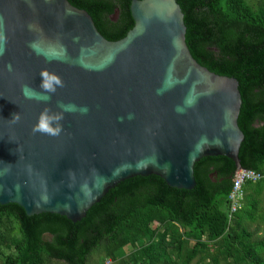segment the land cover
Instances as JSON below:
<instances>
[{"label": "water", "instance_id": "95a60500", "mask_svg": "<svg viewBox=\"0 0 264 264\" xmlns=\"http://www.w3.org/2000/svg\"><path fill=\"white\" fill-rule=\"evenodd\" d=\"M0 30V210L70 264L135 203L185 212L264 153V29L211 0H0ZM45 69L65 86L27 98ZM61 103L88 112L34 134Z\"/></svg>", "mask_w": 264, "mask_h": 264}, {"label": "trees", "instance_id": "16d2710c", "mask_svg": "<svg viewBox=\"0 0 264 264\" xmlns=\"http://www.w3.org/2000/svg\"><path fill=\"white\" fill-rule=\"evenodd\" d=\"M211 1L225 21L264 29V6L253 5L248 0ZM245 168L264 171V153ZM232 177L218 192L185 212L157 202L135 203L85 251L83 264H88L91 253L98 249L112 254V249H121L129 243L135 251L130 260L123 257L120 264H177L171 254L181 255L189 240L193 243L180 264H188L199 253H203L201 258L207 259V264H219L221 256L234 264H264L261 255L264 236L249 242L252 233L242 226L244 220L256 218L259 200L255 194L264 187V180L244 185L246 194L242 206L228 219ZM154 222L158 225L154 226ZM208 242L215 246L212 253ZM50 258L61 259L29 240L18 212L0 210V264H46Z\"/></svg>", "mask_w": 264, "mask_h": 264}, {"label": "clouds", "instance_id": "9594fccd", "mask_svg": "<svg viewBox=\"0 0 264 264\" xmlns=\"http://www.w3.org/2000/svg\"><path fill=\"white\" fill-rule=\"evenodd\" d=\"M6 43L7 37L5 33L0 30V56L4 55L6 51ZM40 77L42 78V82L39 85V91L28 85L23 87L22 91L27 98L47 102L51 99L52 94H55L59 88L65 86L61 76L55 72H50L45 69L40 72ZM58 108L59 111L53 110L51 107L43 109L38 117L37 123L33 126L34 134L40 133L51 137H58L64 131L62 121L65 119V113L79 111L81 114H87L88 112L87 106L77 108L75 105L61 103L58 105ZM12 120L18 123L20 120L19 113H15ZM81 190L84 191L86 195L88 194L87 181L81 185ZM43 202L48 203V198L44 197Z\"/></svg>", "mask_w": 264, "mask_h": 264}, {"label": "rangeland", "instance_id": "374dc122", "mask_svg": "<svg viewBox=\"0 0 264 264\" xmlns=\"http://www.w3.org/2000/svg\"><path fill=\"white\" fill-rule=\"evenodd\" d=\"M253 5L264 6V0H248ZM246 192L244 191V197ZM255 196L259 200V207L256 212V218L253 221L244 220L242 226L245 227L249 232L252 233L251 237L248 239L249 242H253L256 240H260L264 236V187L255 194ZM244 201V199H243ZM158 225L157 222L153 224ZM193 240H189V243L185 249L181 252V255H178L177 252H173L171 254L172 258L177 259L180 264L181 261L185 258L186 254L189 251L190 246L192 245ZM208 249L210 253L214 251L215 246L212 243H207ZM113 253L106 252L103 249H98L95 252L91 253L89 257L88 264H101L102 261L106 258L111 260V264H120L121 259L123 257L130 260V255L135 251V247L132 244H126L121 249L117 247L112 249ZM4 253H7V250H4ZM122 253V254H121ZM203 253H199L195 258H193L188 264H207V259L203 260L201 255ZM261 255L264 257V251H261ZM46 264H68L66 261L61 259L50 258ZM219 264H234L231 259H225L223 256L219 258Z\"/></svg>", "mask_w": 264, "mask_h": 264}, {"label": "built area", "instance_id": "2783aa9c", "mask_svg": "<svg viewBox=\"0 0 264 264\" xmlns=\"http://www.w3.org/2000/svg\"><path fill=\"white\" fill-rule=\"evenodd\" d=\"M264 180V171L244 168L236 169L232 177V186L228 194V219H231L242 206L244 199V185L256 183ZM101 264H111V260L106 258Z\"/></svg>", "mask_w": 264, "mask_h": 264}]
</instances>
